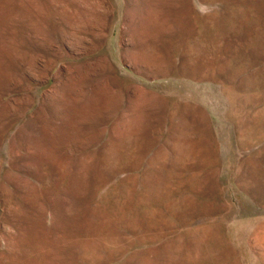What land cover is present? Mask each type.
Wrapping results in <instances>:
<instances>
[{
	"label": "rangeland",
	"instance_id": "1",
	"mask_svg": "<svg viewBox=\"0 0 264 264\" xmlns=\"http://www.w3.org/2000/svg\"><path fill=\"white\" fill-rule=\"evenodd\" d=\"M0 264H264V0H0Z\"/></svg>",
	"mask_w": 264,
	"mask_h": 264
}]
</instances>
